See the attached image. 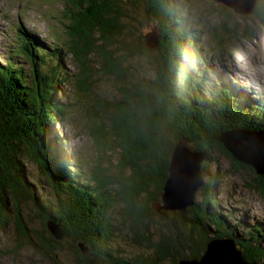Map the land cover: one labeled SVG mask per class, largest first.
I'll return each mask as SVG.
<instances>
[{
	"label": "trees",
	"instance_id": "16d2710c",
	"mask_svg": "<svg viewBox=\"0 0 264 264\" xmlns=\"http://www.w3.org/2000/svg\"><path fill=\"white\" fill-rule=\"evenodd\" d=\"M135 1L65 0L59 15L44 11L55 19L52 35L22 23L8 48L0 43V256L30 251L46 264H178L200 257L211 238L230 236L247 259L264 264V218L228 209L216 196L226 169L215 145L221 131H264V93H246L220 75L206 94L200 88L208 80L195 65L218 74L200 48L203 31L184 28L179 17L174 36L166 16L176 10L165 0ZM257 4L254 17L222 14L220 46L227 33L254 36L252 21L264 26V0ZM145 21L158 27L159 45L146 42ZM167 45L168 58L155 55V75H140L132 58ZM107 85L114 94L102 90ZM85 117L95 161L72 152L56 126ZM180 138L204 155L199 191L206 200L160 211ZM251 185L264 191L263 183Z\"/></svg>",
	"mask_w": 264,
	"mask_h": 264
},
{
	"label": "rangeland",
	"instance_id": "374dc122",
	"mask_svg": "<svg viewBox=\"0 0 264 264\" xmlns=\"http://www.w3.org/2000/svg\"><path fill=\"white\" fill-rule=\"evenodd\" d=\"M133 1L136 2L135 0ZM165 3L169 9L172 8L176 10L177 13H175V15L166 16L168 19L169 17H172V26H174V28L170 23V29H174L172 31L174 36L176 33L175 27L180 21L178 20L179 17L183 19V23L186 25L184 28L189 27L195 31H203V34L200 36V48L203 50V54L207 60L206 65L210 69L218 75L227 77L230 82H237V85H239L246 93H264L263 25L259 24V22L252 21L254 26L252 31L255 35L251 38L246 37L243 33L239 35L233 32L227 33L223 37V41L225 43L224 46H220L219 43L216 42L218 37H216L217 34L215 32L216 27L221 26L219 25V20L222 19V14L230 11L233 16L232 18L234 19L240 18V15H242L234 11V4H230L228 6L225 2L218 0H165ZM257 3L258 0L256 1V6L259 5ZM64 4H66L65 0H0V43L7 44L8 48L9 41L11 40L7 35L9 30H11L13 35H16V24L22 23L28 27H35L37 31L43 29V31H46L48 35H52L55 33L51 29L53 28L52 25H54L53 21H55V19L51 16H45L44 13L50 9L51 13H53L52 11L54 10L56 13L58 12L59 15L60 9L65 7ZM166 14L169 13L167 12ZM246 16L254 17L255 15L253 12L252 14H247ZM146 22L147 21H145L146 25L141 28L146 42H148L150 46L159 45V29H155L156 27L154 22ZM219 32L222 33L221 31H218V33ZM173 35L172 38H174ZM42 37H46V34L41 33V40L43 39ZM138 37V35H132V39H138ZM154 40L157 42L155 45L152 43ZM168 52V45L167 47L162 46L159 50L158 48H155L153 49L152 54L148 52L146 54L143 53L142 55H136L131 60L133 63L132 65L137 67L140 75L144 73L154 76L159 67L155 55L159 56V54L164 53L166 54V58H168ZM194 70H196V67H194ZM102 90L108 92V95L111 93L114 94L115 91L112 86L110 87V85L103 87ZM197 91L198 89H196V92ZM206 94L210 95V92H206ZM211 95L216 96V94ZM80 118L81 117L78 119ZM86 122L87 117L74 124H72L70 120H66L64 126L60 124H56V126L59 129L61 128V130L66 133L68 146L71 151L73 149L75 153L82 158H85L86 161L89 157L92 159L94 158L93 160L95 161L98 159V154L95 151L97 149L96 147L94 148L92 138L86 133ZM194 147L196 146H193V148ZM222 158L224 160V169H226V171L224 172V181L217 185V187H219V192L216 195L218 200H221L228 209L232 206L240 207L248 209L252 216H256L257 218H260V216L264 217V191L257 189L256 185H251L253 180L248 171L243 172L244 174L241 173V171L238 172V170L232 167L233 165H231V161L228 158L225 156ZM28 167L31 169V164H29ZM35 174L36 173H34L33 176L37 177ZM199 200H206L201 190L197 191L193 199V203L186 205L185 210L192 208L194 203ZM26 204V206H30V204ZM157 207L160 211L166 210L163 201ZM166 211H172V209H168ZM191 213L192 211L190 214ZM129 249H131V246H128V250ZM0 264L46 263L44 262V259L34 252L22 251L21 255L19 254L17 256H0Z\"/></svg>",
	"mask_w": 264,
	"mask_h": 264
},
{
	"label": "water",
	"instance_id": "95a60500",
	"mask_svg": "<svg viewBox=\"0 0 264 264\" xmlns=\"http://www.w3.org/2000/svg\"><path fill=\"white\" fill-rule=\"evenodd\" d=\"M218 1L227 5L234 4V11L247 15L255 11L257 0ZM155 27L158 29L156 24ZM156 41L152 43L155 45ZM215 145L222 151L223 156L239 166L238 169L236 167L234 169L241 173L248 171L252 176L253 184L255 181L264 184V131L246 128L228 129L219 132ZM203 160V153L195 151L186 138H180L175 144L162 192V201L166 210L183 211L186 205L193 203L195 194L205 185L202 172ZM49 228L56 237L60 238L63 235L52 221L49 223ZM82 248L86 250L83 245ZM178 264L255 263L246 258L244 250L238 246L233 237L219 236L207 242L205 251L200 257L182 258Z\"/></svg>",
	"mask_w": 264,
	"mask_h": 264
}]
</instances>
